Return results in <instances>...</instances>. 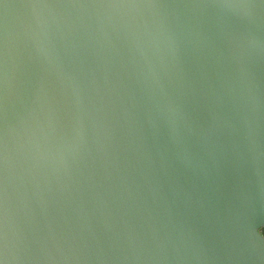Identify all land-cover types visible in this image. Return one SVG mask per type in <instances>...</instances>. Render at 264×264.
Masks as SVG:
<instances>
[{
	"label": "water",
	"instance_id": "1",
	"mask_svg": "<svg viewBox=\"0 0 264 264\" xmlns=\"http://www.w3.org/2000/svg\"><path fill=\"white\" fill-rule=\"evenodd\" d=\"M264 0H0V264H264Z\"/></svg>",
	"mask_w": 264,
	"mask_h": 264
},
{
	"label": "trees",
	"instance_id": "2",
	"mask_svg": "<svg viewBox=\"0 0 264 264\" xmlns=\"http://www.w3.org/2000/svg\"><path fill=\"white\" fill-rule=\"evenodd\" d=\"M260 233H264V228L260 230Z\"/></svg>",
	"mask_w": 264,
	"mask_h": 264
},
{
	"label": "snow or ice",
	"instance_id": "3",
	"mask_svg": "<svg viewBox=\"0 0 264 264\" xmlns=\"http://www.w3.org/2000/svg\"><path fill=\"white\" fill-rule=\"evenodd\" d=\"M261 235H264V233H260Z\"/></svg>",
	"mask_w": 264,
	"mask_h": 264
},
{
	"label": "clouds",
	"instance_id": "4",
	"mask_svg": "<svg viewBox=\"0 0 264 264\" xmlns=\"http://www.w3.org/2000/svg\"><path fill=\"white\" fill-rule=\"evenodd\" d=\"M261 235V234H260ZM261 236H264V235H261Z\"/></svg>",
	"mask_w": 264,
	"mask_h": 264
}]
</instances>
